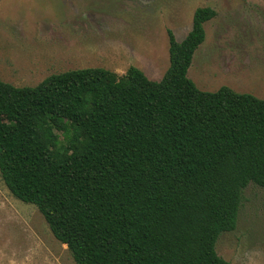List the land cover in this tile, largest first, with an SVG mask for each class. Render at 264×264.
Returning <instances> with one entry per match:
<instances>
[{
	"label": "trees",
	"instance_id": "trees-1",
	"mask_svg": "<svg viewBox=\"0 0 264 264\" xmlns=\"http://www.w3.org/2000/svg\"><path fill=\"white\" fill-rule=\"evenodd\" d=\"M215 14L197 7L182 40L167 30L158 80L133 65L0 79L1 177L75 264H228L217 239L264 187V98L188 77Z\"/></svg>",
	"mask_w": 264,
	"mask_h": 264
},
{
	"label": "rangeland",
	"instance_id": "rangeland-1",
	"mask_svg": "<svg viewBox=\"0 0 264 264\" xmlns=\"http://www.w3.org/2000/svg\"><path fill=\"white\" fill-rule=\"evenodd\" d=\"M216 14L187 75L201 90L226 85L264 98V0H0V79L34 86L84 67L122 75L131 65L158 80L169 65L170 29L182 40L197 7ZM216 252L228 264H264V187L243 191L236 228ZM0 264H75L37 207L0 174Z\"/></svg>",
	"mask_w": 264,
	"mask_h": 264
}]
</instances>
